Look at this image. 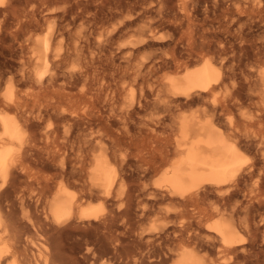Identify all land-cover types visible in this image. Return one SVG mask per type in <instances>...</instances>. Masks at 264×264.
I'll use <instances>...</instances> for the list:
<instances>
[{
	"label": "bare ground",
	"instance_id": "6f19581e",
	"mask_svg": "<svg viewBox=\"0 0 264 264\" xmlns=\"http://www.w3.org/2000/svg\"><path fill=\"white\" fill-rule=\"evenodd\" d=\"M37 1L0 0V264H264V0Z\"/></svg>",
	"mask_w": 264,
	"mask_h": 264
},
{
	"label": "rangeland",
	"instance_id": "374dc122",
	"mask_svg": "<svg viewBox=\"0 0 264 264\" xmlns=\"http://www.w3.org/2000/svg\"><path fill=\"white\" fill-rule=\"evenodd\" d=\"M37 1V0H36ZM38 2V4L39 3H41V0H39V1H37ZM44 2V3H43ZM42 3H43V5H41L40 7H41V10H43L42 8H44V12L46 11V12H51L52 10V12H51V14H55V13H57V14H61V11L63 10L62 8H64L65 7V0H42ZM46 4H49V5H46ZM53 4V5H52ZM40 5V4H39ZM50 5H52V6H50ZM44 6V7H43ZM58 6V7H57ZM46 7V8H45ZM49 8H51V10L49 9ZM57 8V9H56ZM49 11H48V10ZM62 9V10H61ZM60 11V13H58V12ZM201 16V15H200ZM202 17V16H201ZM163 32L164 33H166L167 31L166 30H163ZM75 235V236H74ZM74 235H71V236H69V235H67V237H65V242H66V244L68 245V246H72L73 244V246L75 247H73L72 246V248H74L75 250H73V253L72 252H70V254H73V256L72 255H70L69 254V256L70 257H72V258H70L69 257V263H71V264H103L104 262L101 260V259H98L97 260V257L95 258L94 256H92V255H90V256H85V250H81L80 249V246H82L83 245V239H82V237L78 234H74ZM73 236V237H72ZM69 238H70V240H69ZM81 239V240H80ZM79 240V241H78ZM76 243V246H75V243ZM69 243H71V244H69ZM70 246V247H71ZM76 250H77V253H76ZM80 250V252H78ZM74 252H75V254H74ZM84 253V254H83ZM84 257H86V258H84ZM90 257V258H89ZM77 259L76 261H75V259ZM97 260L98 262H95L94 260Z\"/></svg>",
	"mask_w": 264,
	"mask_h": 264
}]
</instances>
